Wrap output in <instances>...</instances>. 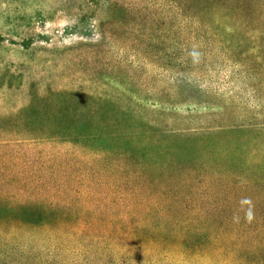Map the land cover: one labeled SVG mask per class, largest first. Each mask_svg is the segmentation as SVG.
<instances>
[{"label":"rangeland","instance_id":"1","mask_svg":"<svg viewBox=\"0 0 264 264\" xmlns=\"http://www.w3.org/2000/svg\"><path fill=\"white\" fill-rule=\"evenodd\" d=\"M187 1L0 0V132L29 138L75 125L73 113H112L116 121L82 130L155 172L179 163L201 174L262 170L264 0ZM152 119L189 135L152 138L142 131ZM24 234L20 250L82 262L73 238L66 251ZM163 241L149 234L133 251L137 264H212L191 249L168 253ZM123 243L112 259L127 257Z\"/></svg>","mask_w":264,"mask_h":264},{"label":"trees","instance_id":"2","mask_svg":"<svg viewBox=\"0 0 264 264\" xmlns=\"http://www.w3.org/2000/svg\"><path fill=\"white\" fill-rule=\"evenodd\" d=\"M69 116L75 125L29 138L14 137L22 131L0 132V263L74 264L57 250L45 252L47 259L33 248L20 250L30 231L66 251L73 238L80 264H137L133 251L149 234L161 236L168 253L191 249L212 264H264V167L255 174L222 175L191 172L200 166L179 163L155 172L128 148L114 150L82 130L116 121L112 113ZM152 120L142 130L152 138L189 135L164 119ZM163 149L175 150L169 143ZM116 242L131 254L112 259Z\"/></svg>","mask_w":264,"mask_h":264}]
</instances>
